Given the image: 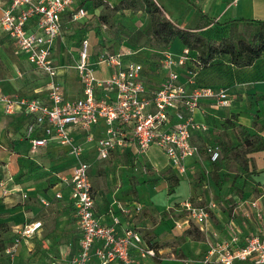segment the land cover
<instances>
[{
  "label": "crops",
  "instance_id": "crops-1",
  "mask_svg": "<svg viewBox=\"0 0 264 264\" xmlns=\"http://www.w3.org/2000/svg\"><path fill=\"white\" fill-rule=\"evenodd\" d=\"M9 1L1 0L3 4ZM103 1L112 7L121 2ZM156 2L181 29L196 28L203 22L202 14L206 15L212 23L203 28L202 32L209 38L217 40L228 34L229 26L226 23L232 20L244 18L264 21V0H239L236 4H233L232 0H156ZM176 3L178 5H175ZM80 4H83L89 13L93 9L95 11L103 7V5L95 7L93 0H79L78 5ZM89 13L87 18L77 23L70 20L69 14L63 16V33L56 46L60 66L66 65L65 60L72 55L70 49H66V34L76 31L79 36L87 32L95 33L89 25ZM0 35V40L5 42L13 54L32 66L24 55L17 52L14 42L1 29ZM84 38L86 36H80L78 42L80 46ZM185 48L180 39H176L169 44L159 43V49H155L147 56L150 63L146 65L148 69L145 68L144 79L149 88L156 89L167 74V70L162 68L157 60L162 52L171 51L179 54ZM104 49L107 48L99 44L96 60L97 54ZM123 49L120 47L113 52ZM191 55L195 60L196 54L191 51ZM262 59L264 55L253 66L245 68L234 66L228 55L216 57L213 65L208 68L198 66L196 60L187 63V69L196 73V84L190 88L228 87L231 103L228 107L217 108L207 101L201 102L195 112V118L198 122L207 124L208 131L195 132L192 142L200 146V153L188 160L184 175H180L166 154L155 146L145 155L137 154L133 148L117 150L108 160H100L96 155L95 143H85L87 149L82 159L91 164L90 177L95 197V213L100 223L112 225L114 217H119L121 220V224L117 226L119 233L132 228L141 234L142 245L152 249H154L151 247L152 244L157 245L154 249L155 257H142L138 249H133L131 256L135 264H159L155 258H162L165 262L169 260L166 257H170L172 251L177 253L184 251L190 256L194 251L197 253L194 257L198 258L202 253L206 255L212 245L229 240L234 235L245 241L253 235L264 233V213L262 219L257 214V211L264 212V151L248 155L254 160L257 169L251 167L243 176H238L239 171L232 169L235 162L223 161L221 157L217 162L221 166L219 172L224 180L221 187H218L212 178L215 163L206 152L208 145L218 144L221 147L223 142L236 145L234 138L236 136L239 143L240 130L258 134L264 139V81L259 79V76L247 79L241 77L244 71L251 74V69L261 65L259 63ZM229 64L238 70H232L228 67ZM32 68L36 69L33 66ZM187 69L183 70L184 81ZM228 74L230 77L233 75L232 80L227 79ZM42 75L45 83L34 89V95L38 89L45 88L48 82L47 76L43 73ZM62 75L60 73V81L63 80ZM6 86V81L1 79L0 87L6 93L24 96L6 89ZM82 89L81 85V93L70 98L82 95ZM65 92L69 97L68 92ZM26 125L25 116H9L0 112V264L10 263L6 249L18 237L21 228L34 222H41L42 226L33 235L21 239L15 253L14 264H72L80 251L83 234L71 200L72 187L66 179L71 178L77 160L54 141L45 147L34 149L25 139ZM95 130L98 137L101 134L100 130ZM74 133L78 141L85 142V133L79 130ZM140 157L142 161L138 168L137 161ZM226 162L231 163L232 168L229 169ZM144 164L154 166L155 170L145 172ZM168 175L179 178V185L172 193L166 179ZM202 180L204 185L196 184V181ZM239 189L243 191L241 197L236 193ZM58 193L62 195L61 198L56 197ZM192 194L200 195L198 199L205 196L207 201H212L213 196L218 195V199L215 200L217 207L205 224H191L189 216L182 209L181 203L188 200ZM230 195L236 203L234 209L229 208ZM42 199L50 204L44 205ZM253 202L257 204V208L251 206ZM177 223L182 224V229L176 227ZM191 227L197 229L202 239L192 240L184 235ZM173 241L179 243L173 244ZM99 244L100 242H97L96 246ZM89 264L100 262L93 257ZM238 264L253 263L245 261Z\"/></svg>",
  "mask_w": 264,
  "mask_h": 264
},
{
  "label": "built area",
  "instance_id": "built-area-1",
  "mask_svg": "<svg viewBox=\"0 0 264 264\" xmlns=\"http://www.w3.org/2000/svg\"><path fill=\"white\" fill-rule=\"evenodd\" d=\"M238 1L232 0V3ZM78 3L79 0H10L3 4L0 0V29L14 42L17 52L48 78L45 88L29 97L8 94L0 87V112L26 117L25 139L34 149L54 141L77 160L71 178L66 179L72 187L71 200L83 234L80 251L72 264H89L93 257L100 264H135L131 256L133 249H138L142 257H155L156 252L142 245L138 231L127 228L119 233V217H114L112 225L98 220L91 164L82 159L87 149L85 143H95L100 160H108L117 150L133 148L137 154L145 155L155 146L166 154L178 173L184 175L188 160L200 153V146L192 142L195 132L208 131L207 124L196 120L195 112L204 101L217 108L228 107L230 90L224 86L190 88L196 84V73L187 69V63L195 61L187 48L179 54L162 52L157 60L167 74L156 89H151L144 79L145 63L132 59L136 54L132 49L103 50L97 54L96 62L90 63V43L84 38L77 64L82 95L68 97L59 78L56 46L63 33L65 14H69L74 23L88 17V9ZM101 64L111 70L108 79L100 80L94 76L95 67ZM185 68L188 70L186 81L182 80ZM95 129L100 130L98 137ZM76 130L85 133V142L76 139ZM206 152L212 162H218L222 157L218 144L208 145ZM56 197L62 195L58 193ZM41 202L46 206L50 204L43 199ZM181 205L191 224H205L217 206L216 203L196 206L190 200ZM252 205L257 206L256 203ZM41 226V222H34L21 228L18 237L6 249L9 264H14L21 239L33 235ZM176 227L182 229L183 226L177 223ZM97 242L100 244L96 246ZM245 261L264 264V233L245 241L234 235L212 245L203 259L204 264Z\"/></svg>",
  "mask_w": 264,
  "mask_h": 264
},
{
  "label": "rangeland",
  "instance_id": "rangeland-1",
  "mask_svg": "<svg viewBox=\"0 0 264 264\" xmlns=\"http://www.w3.org/2000/svg\"><path fill=\"white\" fill-rule=\"evenodd\" d=\"M175 5L178 4L176 3ZM89 14V25L95 30V33L87 32L82 33L80 36H86V38L89 40L90 63H93V61L96 60V52L99 48V44H101L107 48L104 50H108L110 52L116 51V49H119L120 47L132 49L133 52L136 53L132 59L146 63L145 68L148 69V66L146 65H148L150 61L147 60V56H149L150 53L152 54L155 49H159V43L153 37V23L150 16L145 13L144 5L141 0H137L135 2V7L121 10H114L111 5L105 3L101 9L95 11L93 9V11ZM80 36L77 35V31L75 33L72 32L66 34V49H70L72 55H69L68 59L65 60L66 65L60 66L59 68V72L63 74V80L61 81L62 86L64 87L65 91L68 92L69 97H73L74 95H79L81 93L80 88L82 83L77 70L81 49V46L78 43ZM259 64L261 65H256L253 69H251L253 72H251V74H247V71L242 70L244 72L241 73V77L247 79L251 76H259V79L264 81V59L260 60ZM230 66L231 65L229 64L228 67L232 70H238ZM110 75L111 70L106 65H98L95 67L94 76L97 79H108ZM229 78L232 80L233 75L230 77L228 74L227 79L229 80ZM1 79L6 81V89L28 97L34 95L33 91L36 87L41 85L43 86L45 83L41 71L32 68V66L28 65L20 57L13 54V52L9 50L3 40H0V80ZM234 142L235 144H238L236 141V136L234 138ZM249 145H251V142L246 143V146ZM251 158L252 157H248L250 168L253 167L254 169H257V165H255L254 160H251ZM141 161L142 158L140 157L137 161L138 168L141 166ZM226 165L229 169L230 167L232 168L231 163L226 162ZM143 167L145 172H151L152 170H155V167L150 164H144ZM233 167L234 168L232 169H234V171H239L238 176H243V174H245V170L237 164L234 163ZM166 179L169 183V191L172 193L175 188L171 186V181L173 178L171 175H168ZM196 184L204 185L203 180L201 182L196 181ZM236 193H238V195L241 197V193H243V191L239 189ZM199 196L200 195L198 194H192L188 197V200H190L193 205L204 206L210 203H216L215 200L218 199V195H214L212 201H207L205 196H202L203 199H198ZM229 198L231 205L229 208L234 209L236 205L235 200L231 195ZM253 203H251V206L253 208H257L258 206L254 207L252 205ZM263 213L264 212L257 211L258 217L260 219L263 218ZM250 216L252 215L250 214ZM193 227H191L193 232L189 233V231H186L184 235L190 237L192 240H195L197 239V236H199V233L197 232V229H194ZM200 239H202L201 236ZM177 242L179 243V241H173V244ZM170 253H172L170 254V257H166L169 258V260H166L165 262L162 260V258H155V260L159 264H204L203 259L205 253L199 255L198 258L194 257L197 255V253H194V251L192 256L188 255L184 251H180L178 253L176 251H172ZM199 260H201V262H199Z\"/></svg>",
  "mask_w": 264,
  "mask_h": 264
},
{
  "label": "trees",
  "instance_id": "trees-1",
  "mask_svg": "<svg viewBox=\"0 0 264 264\" xmlns=\"http://www.w3.org/2000/svg\"><path fill=\"white\" fill-rule=\"evenodd\" d=\"M94 6L104 5L103 0H93ZM137 0H121L114 6V10L135 7ZM144 11L148 14L153 23V37L159 43L169 44L176 39L196 54V62L202 68H208L218 56L228 55L230 62L238 67L245 68L255 64L264 55V21L254 19H235L228 23V34L217 40L209 38L202 32L203 28L211 25L207 16L202 14L203 22L196 28H178L164 12L156 0H141ZM127 4V5H126ZM222 25V24H221ZM239 143L233 145L231 142L221 143L222 160L233 161L245 171H250L248 155L258 151H264V139L258 134H251L246 130H240ZM251 145L246 146V143ZM212 178L218 187H221L224 180L219 172L221 166L214 162ZM254 172V171H253ZM251 172V173H253ZM171 186L179 185V178L172 176ZM196 229V228H194ZM193 232L190 230L189 233ZM200 239V236H197ZM154 249L156 244H152Z\"/></svg>",
  "mask_w": 264,
  "mask_h": 264
}]
</instances>
